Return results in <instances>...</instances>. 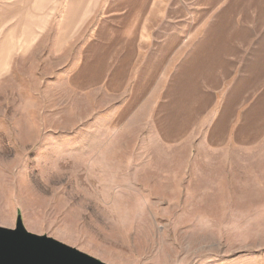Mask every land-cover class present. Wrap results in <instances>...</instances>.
I'll return each instance as SVG.
<instances>
[{
	"label": "rangeland",
	"instance_id": "obj_1",
	"mask_svg": "<svg viewBox=\"0 0 264 264\" xmlns=\"http://www.w3.org/2000/svg\"><path fill=\"white\" fill-rule=\"evenodd\" d=\"M87 7L0 79V226L106 264H264V0Z\"/></svg>",
	"mask_w": 264,
	"mask_h": 264
},
{
	"label": "crops",
	"instance_id": "obj_2",
	"mask_svg": "<svg viewBox=\"0 0 264 264\" xmlns=\"http://www.w3.org/2000/svg\"><path fill=\"white\" fill-rule=\"evenodd\" d=\"M91 1L0 0V79L11 72L16 58L28 54L49 31L50 18L66 19L56 33L75 32L76 18L89 13Z\"/></svg>",
	"mask_w": 264,
	"mask_h": 264
},
{
	"label": "water",
	"instance_id": "obj_3",
	"mask_svg": "<svg viewBox=\"0 0 264 264\" xmlns=\"http://www.w3.org/2000/svg\"><path fill=\"white\" fill-rule=\"evenodd\" d=\"M0 264H106L72 246L28 232L20 216L14 228L0 226Z\"/></svg>",
	"mask_w": 264,
	"mask_h": 264
}]
</instances>
